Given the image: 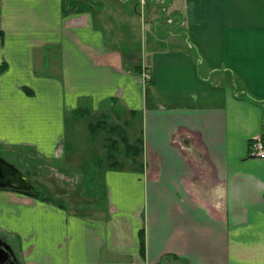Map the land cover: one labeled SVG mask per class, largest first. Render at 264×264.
Returning <instances> with one entry per match:
<instances>
[{
  "label": "crops",
  "instance_id": "1",
  "mask_svg": "<svg viewBox=\"0 0 264 264\" xmlns=\"http://www.w3.org/2000/svg\"><path fill=\"white\" fill-rule=\"evenodd\" d=\"M115 1L0 0V157L57 160L67 113L106 104L144 145L109 208L0 183V238L22 264H264V0Z\"/></svg>",
  "mask_w": 264,
  "mask_h": 264
},
{
  "label": "rangeland",
  "instance_id": "2",
  "mask_svg": "<svg viewBox=\"0 0 264 264\" xmlns=\"http://www.w3.org/2000/svg\"><path fill=\"white\" fill-rule=\"evenodd\" d=\"M136 2L140 1L136 0ZM110 4L112 12L115 11L116 1L110 0ZM138 8L142 10L141 4ZM146 12L148 9L144 6V14ZM150 58L151 55L149 61ZM132 119L131 113L120 105L106 104L102 105V108L97 107L95 110L81 114L67 113L66 141L57 160L39 161L26 154L19 155L18 151L4 152L2 156L27 175L32 190L42 198L64 203L72 212H93L101 208H109L102 174L112 163L107 157L106 145L110 146L109 139L117 138L121 142L123 134L128 136L131 143L138 145L136 139L142 137L140 123L137 124L138 122ZM90 123H98L100 130L92 133L89 128ZM115 126L119 128L114 130ZM115 153L119 168L140 165V160L137 158L126 160L127 153L123 142ZM155 163L156 160L151 155L149 166L152 171Z\"/></svg>",
  "mask_w": 264,
  "mask_h": 264
},
{
  "label": "trees",
  "instance_id": "3",
  "mask_svg": "<svg viewBox=\"0 0 264 264\" xmlns=\"http://www.w3.org/2000/svg\"><path fill=\"white\" fill-rule=\"evenodd\" d=\"M149 76H150V74H149ZM233 79H234V82H233L234 93L236 95L237 94H242L243 92L244 93L248 92L246 90L244 91V87L242 86V82L234 74H233ZM249 98L250 99L252 98V100H256L254 97H249ZM131 113L134 114V112H131ZM89 128H90V131L92 133H96L97 131L100 130L99 129L100 127H99L98 123L97 124L90 123L89 124ZM118 128L119 127H117V126L113 127L114 130H117ZM109 140H110L111 144H110V146L106 145V147H107V153H108L107 154V157H108L109 160H112V163L110 165V167H112V168H119L118 167V163H117L116 153L115 152L118 151L121 142H123L125 144L126 153H127L126 160H127V158H131V156H133V158H136L137 156H139V155H141L143 153L144 145H143L142 139H139V138L136 139L138 145L131 143L130 140L128 139V136L127 135H124V134L121 135V142H119L117 138L109 139ZM108 149H109V151H108ZM24 192L26 194H28V195L37 197L39 199L52 201L49 198H42V197L38 196V194L35 191H33V190H24ZM140 240H141V251H142L143 254H145V249H146V234H145V229L144 228H142L140 230Z\"/></svg>",
  "mask_w": 264,
  "mask_h": 264
},
{
  "label": "water",
  "instance_id": "4",
  "mask_svg": "<svg viewBox=\"0 0 264 264\" xmlns=\"http://www.w3.org/2000/svg\"><path fill=\"white\" fill-rule=\"evenodd\" d=\"M0 160L2 161V163H5L10 168H12L11 171L12 173H14L13 176L15 177V179H12L11 181L8 182L0 181V183H12L24 190H32L33 187L31 186V182L26 176H24V174L21 171H19L14 165L12 164L10 165V163L5 159H3L2 157H0ZM0 264H22L18 260V257L15 251L13 250V248L8 243L3 241L1 238H0Z\"/></svg>",
  "mask_w": 264,
  "mask_h": 264
},
{
  "label": "built area",
  "instance_id": "5",
  "mask_svg": "<svg viewBox=\"0 0 264 264\" xmlns=\"http://www.w3.org/2000/svg\"><path fill=\"white\" fill-rule=\"evenodd\" d=\"M2 31L0 27V43L2 42ZM251 155L257 157H264V137L262 134H257L253 137L251 142Z\"/></svg>",
  "mask_w": 264,
  "mask_h": 264
},
{
  "label": "flooded vegetation",
  "instance_id": "6",
  "mask_svg": "<svg viewBox=\"0 0 264 264\" xmlns=\"http://www.w3.org/2000/svg\"><path fill=\"white\" fill-rule=\"evenodd\" d=\"M11 169L12 168H10L5 163H2V161L0 160V181L8 182L12 179H15V177L13 176L14 173H12Z\"/></svg>",
  "mask_w": 264,
  "mask_h": 264
}]
</instances>
